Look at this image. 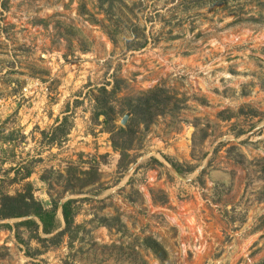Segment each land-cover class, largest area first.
Masks as SVG:
<instances>
[{
	"label": "rangeland",
	"instance_id": "1",
	"mask_svg": "<svg viewBox=\"0 0 264 264\" xmlns=\"http://www.w3.org/2000/svg\"><path fill=\"white\" fill-rule=\"evenodd\" d=\"M28 188L74 225L0 220V264H161L146 237L162 264H264V0H0V191Z\"/></svg>",
	"mask_w": 264,
	"mask_h": 264
},
{
	"label": "trees",
	"instance_id": "2",
	"mask_svg": "<svg viewBox=\"0 0 264 264\" xmlns=\"http://www.w3.org/2000/svg\"><path fill=\"white\" fill-rule=\"evenodd\" d=\"M101 92H107L104 87L99 89ZM112 92L114 91L111 90ZM129 111L133 114L132 121H137L138 117L148 115L152 118L153 113L151 109L154 102H157L156 90H150L139 96L129 98ZM96 107L99 109V115H104L107 119L109 112L105 110L104 105L96 98ZM105 119V120H106ZM151 120V119H150ZM62 126V123L58 127ZM114 134H128L127 129L119 128ZM124 141L123 144L117 141L112 142L113 147L120 153L119 165L122 164L123 157L127 150V145ZM129 145V144H128ZM177 173L181 174V167L176 164H172ZM68 179L67 188L72 189L75 186L82 188L94 183L97 180V171L94 168L88 170H81L75 167L69 166L65 170ZM30 171H26L25 177L29 176ZM63 176V175H62ZM74 199H67L61 204V214L64 222V227L59 229V223L56 217L58 202L55 199H51L52 206L50 208H44L42 204L33 196L30 189H26L23 192L16 194L3 193L0 191V220L23 218L15 223L16 230L18 226L30 227L34 229H41L43 234L50 235L48 238L41 239L43 241H49L57 244L61 241V238L67 234L74 225L71 205ZM36 219L39 223H37ZM106 219H103V221ZM10 227L9 224H5ZM143 244L152 251L155 257L162 264L167 260V252L164 247L153 237H146L143 240ZM64 264H68L65 262Z\"/></svg>",
	"mask_w": 264,
	"mask_h": 264
},
{
	"label": "water",
	"instance_id": "3",
	"mask_svg": "<svg viewBox=\"0 0 264 264\" xmlns=\"http://www.w3.org/2000/svg\"><path fill=\"white\" fill-rule=\"evenodd\" d=\"M128 117H129V113H126V114L123 116V118H122V120H121V124H122V125H125V124L127 123Z\"/></svg>",
	"mask_w": 264,
	"mask_h": 264
}]
</instances>
